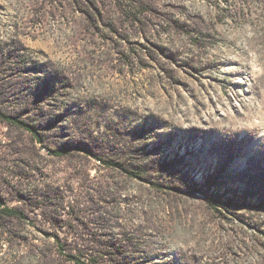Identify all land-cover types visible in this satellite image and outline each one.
<instances>
[{
  "label": "rangeland",
  "instance_id": "rangeland-1",
  "mask_svg": "<svg viewBox=\"0 0 264 264\" xmlns=\"http://www.w3.org/2000/svg\"><path fill=\"white\" fill-rule=\"evenodd\" d=\"M0 110V264H264V0H0Z\"/></svg>",
  "mask_w": 264,
  "mask_h": 264
},
{
  "label": "trees",
  "instance_id": "trees-1",
  "mask_svg": "<svg viewBox=\"0 0 264 264\" xmlns=\"http://www.w3.org/2000/svg\"><path fill=\"white\" fill-rule=\"evenodd\" d=\"M0 118H1V119H4V120H6V121H8V122H10V123L20 125L21 127L25 128L26 130H28L29 132H31L32 134L36 135L37 138H39V139L42 141V136H41L40 132L38 131L37 127H36L35 125L31 124V123H28V122L22 120V119L20 118V116L15 115V114H8V113H5V112H3L2 110H0ZM55 152L58 153L57 150H56ZM117 165H118V166H121V168H123V165H120V163H117ZM131 173H132L133 175L137 176V177L140 176V175H139L137 172H135V171H134V172H131ZM216 201H217L218 204H219V203H220V204H221V203L224 204V201H221V199H220L219 197L216 198ZM257 204H258V205H256V206H258L259 209H264V197L261 198ZM216 208H217V207H216ZM217 209H218V208H217ZM7 210H8V212H9L10 214H13V215H16V214L19 213L17 210H14V209H7ZM70 257H71L72 259L76 260L78 264H90V263H88L87 261L82 260L81 258L77 257L76 255H70Z\"/></svg>",
  "mask_w": 264,
  "mask_h": 264
}]
</instances>
